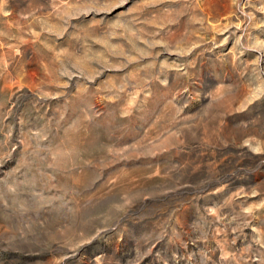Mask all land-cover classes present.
<instances>
[{
	"label": "rangeland",
	"instance_id": "374dc122",
	"mask_svg": "<svg viewBox=\"0 0 264 264\" xmlns=\"http://www.w3.org/2000/svg\"><path fill=\"white\" fill-rule=\"evenodd\" d=\"M0 264H264V0H0Z\"/></svg>",
	"mask_w": 264,
	"mask_h": 264
}]
</instances>
